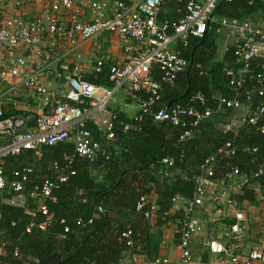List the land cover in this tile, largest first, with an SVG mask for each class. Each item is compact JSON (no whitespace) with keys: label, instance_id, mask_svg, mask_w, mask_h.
I'll list each match as a JSON object with an SVG mask.
<instances>
[{"label":"trees","instance_id":"16d2710c","mask_svg":"<svg viewBox=\"0 0 264 264\" xmlns=\"http://www.w3.org/2000/svg\"><path fill=\"white\" fill-rule=\"evenodd\" d=\"M161 7L159 14L168 7L174 12L178 10L180 16L173 17V13L168 15L164 11L159 20H177L186 13L183 0H163ZM263 12L262 0H230L221 2L214 15L218 19L243 21ZM218 26V22L212 23L203 36H189L186 43H177L176 49L186 64L172 84L162 80L163 69L154 66L152 77L160 89L150 111L139 112L140 118L135 119L112 110L111 138L91 122L86 123L92 139L105 151L98 153L93 161L79 156L73 141L43 146L40 155L27 150L4 158L3 167L9 180L15 178L16 168H32L24 184L26 193L46 178L53 179L60 174L67 178L52 189L54 200H45L46 215L39 211L34 216L28 215L7 202L10 197L7 191L0 194V244L3 243L4 252L0 263L120 264L123 252L128 249L124 237L127 231H131V239L144 253L156 256L159 242L152 241L149 221L136 210L139 198L151 196L156 207V225L166 224L171 220L168 213L173 206L172 199L192 197L200 165L225 142H230L234 153L217 161L215 178L222 179L230 170L237 169L243 178L242 185L237 192L229 194V199L237 204L256 203L257 194L264 189V168L258 174L264 163V133L258 129L260 122L224 131V125L240 113L225 106L218 110L217 106L220 97L236 99L246 109L264 106L261 64L254 60L243 75L242 85L236 88L233 79L242 67L234 54L237 46L228 45L222 56L215 58ZM228 70L232 74H227ZM108 74L109 69L102 67L93 81L110 87ZM259 89L263 90L262 95L258 94ZM131 94L128 101L136 99L142 104L148 99V93L143 90ZM196 94L203 97L202 103L191 101ZM176 105L193 106L200 111L209 108L213 113L196 125H193L194 117L188 115H180L178 124L168 119H154L156 113L170 112ZM125 125L129 127L125 129ZM186 130H191L192 136L180 139ZM164 159L171 160V165ZM28 205L36 210L29 198ZM181 217L182 211H179V221ZM46 220L45 229L35 226L26 231L31 221ZM15 248L21 254L18 258L14 255Z\"/></svg>","mask_w":264,"mask_h":264},{"label":"built area","instance_id":"2783aa9c","mask_svg":"<svg viewBox=\"0 0 264 264\" xmlns=\"http://www.w3.org/2000/svg\"><path fill=\"white\" fill-rule=\"evenodd\" d=\"M32 0H12L16 8L31 2ZM87 1L90 21H83L80 2ZM186 13L177 20H159L158 15L163 0H59L58 3L66 11V27L59 23V17L55 10L56 5L51 0H44V8L33 18L20 16L6 17L0 22V46L6 52L3 60H0V80L8 77H17L23 71L25 58L17 54L20 47L32 48L45 39L61 38L68 42L71 50L75 49L79 41L94 39L102 32H110L122 40H129L124 45L126 54L124 61L109 66L108 79L112 86L93 84L79 73L76 67L62 66L66 74V90L62 95L50 93L43 87L36 74H27L23 84L33 89L42 96L43 102L51 106L49 112L38 115L31 112H20L5 115L0 109V194L7 191L10 197L7 202L31 216L36 212L47 214L46 199L54 200L51 191L64 182L67 175L60 174L56 178H46L40 185H35L27 193L24 192V184L28 175L32 172L29 166H20L13 171L15 178L9 180L5 174L3 160L9 156H17L27 150L40 155L43 146L70 140L72 133L76 153L93 161L98 153L104 154L100 143L93 140L91 133L86 129V123L91 122L108 138H111V122L114 118L112 110L108 108V102L114 92L125 87L128 93L145 91L148 93L146 102L140 104L139 112L150 111V105L158 99L160 85L153 80L152 69L158 66L163 69L162 80L173 83L175 75L185 68L186 61L179 56L175 45L178 42L186 43L189 36L201 37L212 23L218 22L221 27H227L237 32L236 49L234 54L242 64L233 79L235 87L242 85L243 75L248 72L250 64L257 58H262L261 81H264V17L258 22L236 19H216L214 12L223 1L230 0H183ZM47 3V4H46ZM264 5V0H262ZM102 62L96 63L100 70ZM227 74H232L231 70ZM58 75L60 76L61 73ZM262 95L263 90L259 89ZM249 99V95H246ZM204 101L200 94H196L191 101ZM230 107L238 110L241 103L236 99L218 98V110L222 107ZM138 112V113H139ZM134 114L135 119L140 114ZM212 110L206 108L203 111L193 106L183 107L176 105L170 112L160 111L154 115L157 121L170 120L178 124L180 115L193 116V125L200 120L209 118ZM259 123L258 129L264 133V106L253 109H245L243 114H238L224 125V131H234L238 125ZM129 125H125L127 129ZM74 131V132H73ZM192 136L191 130H186L180 139H188ZM234 148L230 142H225L216 151L206 157L200 165V173L196 177L194 192L191 198L181 199L175 196L172 201L179 203L182 209V217L179 221L178 243L179 255L177 264H191L192 239L196 233L203 231L204 223L196 216L197 208H208L215 216H222L224 203H234L229 199V190L240 189L242 178L237 169H232L222 179L215 178L216 163L221 157L230 156ZM171 165V160L164 159ZM264 163L258 170L262 173ZM73 174L74 172H70ZM257 175V174H256ZM224 184V188L220 185ZM230 188V189H229ZM28 198L35 204L36 210L30 209ZM257 198L262 201L264 210V189L260 190ZM209 203V206L206 204ZM150 206L146 208V205ZM155 205L149 196L143 195L136 204V210L142 212L143 217L149 222L156 218ZM244 217H239L233 223L225 227L222 232L209 237L205 246L211 254L223 255L232 264H264V236H260L258 243L252 246L244 241L245 226ZM48 220L34 223L30 222L26 231L33 227L45 229ZM68 228H64L67 232ZM126 246L134 252L141 253L139 245H135L131 239V231L124 233ZM3 243L0 244V256L3 255ZM14 255L21 256L18 248L14 249ZM162 263L160 259H153L152 264ZM5 264V263H0Z\"/></svg>","mask_w":264,"mask_h":264},{"label":"crops","instance_id":"0c3cea01","mask_svg":"<svg viewBox=\"0 0 264 264\" xmlns=\"http://www.w3.org/2000/svg\"><path fill=\"white\" fill-rule=\"evenodd\" d=\"M43 1L44 0H32L16 8L12 0H0V22L6 17L11 16L33 18L44 8L45 3ZM51 1L56 5L55 12L59 17V23L67 27L66 11L58 3L59 0ZM132 1L133 0H127L128 3ZM79 4L82 11L81 19L83 21H90L92 17L89 14L88 2L81 1ZM164 11L165 14L168 15L173 13V17L180 16L178 10L174 12L172 9L165 7L162 13H164ZM162 13L158 16L160 19L162 18ZM263 17L264 12L256 18L246 20L256 23ZM216 19L218 18L216 17ZM215 33L218 42L215 58L219 59L225 47L236 43L237 32L219 25ZM128 43H130L129 40L122 41L113 33L102 32L94 39L79 41L73 51L68 42L61 38L45 39L32 48L20 47L17 50V54L24 56L25 66L19 76L8 77L3 81L0 80V109H2L5 115H12L20 112H31L32 114L38 115L40 113L49 112L51 106L43 102L42 96L38 94L37 91L24 86L23 81L27 74H36L40 84L50 93L62 95L67 88L66 74L62 71L63 65L66 64L70 68L76 67L84 79L95 84L93 80L96 79L95 76L100 72L102 67L109 69L110 65L125 60L126 54L123 51V47ZM176 46L177 44L175 47ZM5 56L6 52L4 48L0 46V60H3ZM98 60L102 62L100 70L96 68ZM256 60L261 64L262 58H257ZM58 73H61V75L59 76ZM131 95L132 94L128 93L125 87L117 89L108 102V108L110 110H119L129 117H133L134 114H137L140 110V102L136 99L128 101ZM245 109L244 106H241L238 112L243 114ZM72 135H74V133H72ZM69 141H73V139ZM242 180L243 178L240 179L241 182ZM220 188H224L226 191L228 189L224 184L220 185ZM229 191L237 192L238 189H230ZM151 198L150 196L149 199L152 200ZM180 202L173 203L168 213L171 220L166 224L160 226L156 225L155 218L149 222V232L153 235L152 241L159 242L157 244V255L149 256L143 251L138 253L134 252L132 249H126L120 258V264H152L153 259L160 258L162 260L160 264H177V257L179 255L177 243L179 211H181L179 206ZM261 204L262 201L258 198L256 199V203L252 205L225 202L222 206L223 214L219 217L215 216L214 212L208 208H197L196 216L203 221L204 228L202 232L196 233L193 236L191 264H232L229 259L223 255L211 254L205 246V241L209 237L222 232L226 226L233 224L238 219V216L244 217V221H242L245 226L244 241L250 246L257 244L260 236H264V210ZM206 206H209V203L206 204Z\"/></svg>","mask_w":264,"mask_h":264},{"label":"rangeland","instance_id":"374dc122","mask_svg":"<svg viewBox=\"0 0 264 264\" xmlns=\"http://www.w3.org/2000/svg\"><path fill=\"white\" fill-rule=\"evenodd\" d=\"M110 104H111V102H110ZM109 105V104H108ZM70 139H73V135L70 137Z\"/></svg>","mask_w":264,"mask_h":264}]
</instances>
